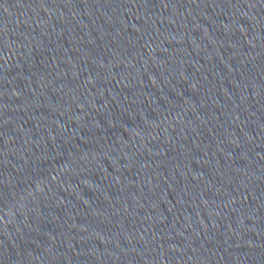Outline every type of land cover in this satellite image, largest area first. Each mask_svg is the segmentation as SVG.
Masks as SVG:
<instances>
[{"label": "water", "instance_id": "water-1", "mask_svg": "<svg viewBox=\"0 0 264 264\" xmlns=\"http://www.w3.org/2000/svg\"><path fill=\"white\" fill-rule=\"evenodd\" d=\"M193 0H0V178Z\"/></svg>", "mask_w": 264, "mask_h": 264}]
</instances>
